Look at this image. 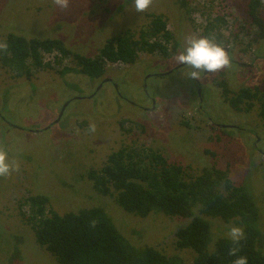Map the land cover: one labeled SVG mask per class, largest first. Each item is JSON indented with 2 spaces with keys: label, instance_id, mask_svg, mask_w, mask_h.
<instances>
[{
  "label": "rangeland",
  "instance_id": "1",
  "mask_svg": "<svg viewBox=\"0 0 264 264\" xmlns=\"http://www.w3.org/2000/svg\"><path fill=\"white\" fill-rule=\"evenodd\" d=\"M261 16L264 19V0ZM249 0H153L143 13L125 0H71L67 10L53 0H0V42L14 32L27 38L61 39L74 52L95 57L110 37L130 30L138 37L151 14L162 15L177 47L169 56L140 53L134 64H108L90 80L53 68L30 79L13 77L0 65V146L18 171L0 177V264H59L41 247L23 218L26 196H49L59 214L101 207L134 245L152 246L194 264L195 253L178 249L176 232L190 219L152 212L140 217L124 210L114 196L100 195L87 173L100 169L123 146L145 145L183 165L192 175L215 166L230 170L260 209L257 247L264 252V124L256 102L249 111L231 108L223 83L232 92L264 89V39L251 24ZM222 17L224 22L217 21ZM213 24V30H207ZM215 36L231 57L216 73L189 77L191 68L174 56L189 35ZM210 36V37H211ZM115 83V85H113ZM77 87L74 89L72 86ZM66 105L61 117L59 115ZM90 124L96 131L89 132ZM213 242L228 236L233 221L206 217Z\"/></svg>",
  "mask_w": 264,
  "mask_h": 264
},
{
  "label": "trees",
  "instance_id": "2",
  "mask_svg": "<svg viewBox=\"0 0 264 264\" xmlns=\"http://www.w3.org/2000/svg\"><path fill=\"white\" fill-rule=\"evenodd\" d=\"M130 4L133 0H125ZM262 1L249 0L251 24L264 39ZM217 21L224 22L222 17ZM207 30H213L208 23ZM206 30V36L211 34ZM3 42L7 52H0V65L13 77L30 79L36 70L53 68L46 60L52 55L55 64L70 59L73 66L60 70L80 73L90 80L102 78L108 64H134L140 53L169 56L177 42L168 29L167 20L151 14L146 28L138 35L130 30L110 37L95 57L72 51L55 38H27L10 32ZM223 93L229 106L240 112L249 111L256 102L264 124V89L244 87L232 93L224 84ZM74 89V85H70ZM94 189L103 196H114L124 210L140 217L152 212L190 219L176 232L178 249L195 253L194 264H232L228 255L233 244L229 237L213 242L212 225L206 217L233 221L244 228L239 255L249 264H264V252L257 247L260 235V209L255 196L245 185L235 184L228 168H205L192 175L183 165L170 162L164 154L145 145L123 146L111 153L100 169L87 173ZM24 205L25 221L32 227L37 243L53 255L59 264H186L179 255H167L152 246L134 245L101 207L59 214L50 208L49 196L28 195ZM94 223V226H93Z\"/></svg>",
  "mask_w": 264,
  "mask_h": 264
},
{
  "label": "clouds",
  "instance_id": "3",
  "mask_svg": "<svg viewBox=\"0 0 264 264\" xmlns=\"http://www.w3.org/2000/svg\"><path fill=\"white\" fill-rule=\"evenodd\" d=\"M53 3L61 10H67L71 0H53ZM152 3L153 0H133L134 8L138 13L148 10ZM8 48L7 42H0V52H7ZM174 61L176 64L191 68L189 77L194 80H200L202 73H216L231 65V57L228 51L216 41L215 36H187L186 46L178 55L174 56ZM88 131L94 133L96 131L95 124H90ZM18 170L19 166L14 161H9L7 151L3 146H0V177H8L13 171ZM228 236L233 244L228 255L236 257L232 264H249L246 256L239 255L240 243L245 239L244 228L242 226H230Z\"/></svg>",
  "mask_w": 264,
  "mask_h": 264
},
{
  "label": "water",
  "instance_id": "4",
  "mask_svg": "<svg viewBox=\"0 0 264 264\" xmlns=\"http://www.w3.org/2000/svg\"><path fill=\"white\" fill-rule=\"evenodd\" d=\"M65 107H66V105L63 107V109H62V111H61V113H60V115H59V118L61 117V115H62V113H63Z\"/></svg>",
  "mask_w": 264,
  "mask_h": 264
},
{
  "label": "flooded vegetation",
  "instance_id": "5",
  "mask_svg": "<svg viewBox=\"0 0 264 264\" xmlns=\"http://www.w3.org/2000/svg\"><path fill=\"white\" fill-rule=\"evenodd\" d=\"M113 85H115V83H113Z\"/></svg>",
  "mask_w": 264,
  "mask_h": 264
}]
</instances>
